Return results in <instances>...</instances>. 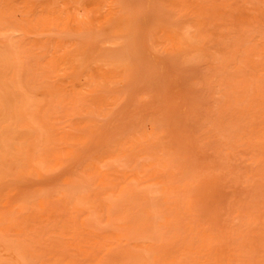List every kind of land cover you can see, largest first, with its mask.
<instances>
[{
  "label": "rangeland",
  "instance_id": "374dc122",
  "mask_svg": "<svg viewBox=\"0 0 264 264\" xmlns=\"http://www.w3.org/2000/svg\"><path fill=\"white\" fill-rule=\"evenodd\" d=\"M26 130L0 264H264V0H0Z\"/></svg>",
  "mask_w": 264,
  "mask_h": 264
},
{
  "label": "bare ground",
  "instance_id": "6f19581e",
  "mask_svg": "<svg viewBox=\"0 0 264 264\" xmlns=\"http://www.w3.org/2000/svg\"><path fill=\"white\" fill-rule=\"evenodd\" d=\"M9 112H5L3 115V119H7L10 117ZM4 121V120H3ZM27 135H28V130H26L22 136H19L16 140H14L12 143L5 142L3 139L0 137V154L6 153L7 151L11 149H15L17 151H25L24 149L26 148L27 144Z\"/></svg>",
  "mask_w": 264,
  "mask_h": 264
}]
</instances>
